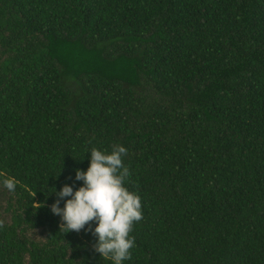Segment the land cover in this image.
Masks as SVG:
<instances>
[{"label": "trees", "instance_id": "1", "mask_svg": "<svg viewBox=\"0 0 264 264\" xmlns=\"http://www.w3.org/2000/svg\"><path fill=\"white\" fill-rule=\"evenodd\" d=\"M113 144L123 264H264V0H0V172L37 192L1 186L0 264H112L50 206Z\"/></svg>", "mask_w": 264, "mask_h": 264}, {"label": "clouds", "instance_id": "2", "mask_svg": "<svg viewBox=\"0 0 264 264\" xmlns=\"http://www.w3.org/2000/svg\"><path fill=\"white\" fill-rule=\"evenodd\" d=\"M127 149L120 144H113L111 151H101L93 147L87 171L77 169L75 179L82 181L77 190L64 185L55 191L57 200L50 206L51 212L61 218L60 232H80L87 227L97 238L94 251L101 259L112 264H123L131 259V249L135 247V237L131 235L134 224L143 219L142 203L138 193L129 191L125 186L131 175L123 163ZM0 186L12 193L17 186L27 191L32 201L37 195L28 185L21 184L15 177L0 172ZM70 197L61 208L60 200ZM43 203H31L33 210H38ZM95 224L94 230L91 225ZM0 227L3 222L0 221Z\"/></svg>", "mask_w": 264, "mask_h": 264}, {"label": "rangeland", "instance_id": "3", "mask_svg": "<svg viewBox=\"0 0 264 264\" xmlns=\"http://www.w3.org/2000/svg\"><path fill=\"white\" fill-rule=\"evenodd\" d=\"M3 197H4V193L2 191V187L0 186V215L3 219L7 220L8 219V213L7 211L3 210ZM30 234L34 235V236H39L40 233H39V229L38 228H35V229H32L31 231H29Z\"/></svg>", "mask_w": 264, "mask_h": 264}]
</instances>
